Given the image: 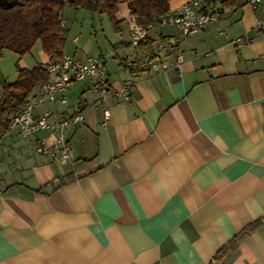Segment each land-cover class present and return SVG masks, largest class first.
I'll return each instance as SVG.
<instances>
[{"label": "crops", "instance_id": "obj_1", "mask_svg": "<svg viewBox=\"0 0 264 264\" xmlns=\"http://www.w3.org/2000/svg\"><path fill=\"white\" fill-rule=\"evenodd\" d=\"M124 15L127 37L92 56L114 86L135 82L129 96L95 106L86 79L38 108L83 111L65 133L68 160L35 153L49 130L0 139V264H264V9L229 5L163 71L123 65L126 3ZM175 34L148 27L151 40ZM75 47L64 53L91 55Z\"/></svg>", "mask_w": 264, "mask_h": 264}, {"label": "built area", "instance_id": "obj_2", "mask_svg": "<svg viewBox=\"0 0 264 264\" xmlns=\"http://www.w3.org/2000/svg\"><path fill=\"white\" fill-rule=\"evenodd\" d=\"M226 0H182L173 6L169 12L160 17L156 22L159 25H173L175 35H169L152 40L149 50H139L140 43L148 40V27L141 26L136 21V16L129 13L132 25L129 30V46L131 51L122 58L126 67L143 71H163L177 68L181 61L180 53L173 57L169 54L175 50L179 40L188 38L208 24L218 21L219 17L227 13L229 5ZM253 8H263L264 0H242ZM61 25L64 20L60 17ZM77 38H75L76 40ZM48 78L40 83L38 92L16 111L9 120V131H15L22 137H28L39 130H49L53 135L51 141L39 139L35 145V153L66 161L69 158L70 145L65 133L69 127L80 123L83 111L77 110L71 116L57 119L54 114L45 109L38 111L41 104L49 101L66 103L64 91L73 81L90 80L95 92L93 105H105L109 96L127 98L135 82L131 79L124 80L120 85L114 86L105 74L102 60L92 55L83 58L72 54L63 53L60 57L46 63ZM104 121L109 118V109H103Z\"/></svg>", "mask_w": 264, "mask_h": 264}, {"label": "trees", "instance_id": "obj_3", "mask_svg": "<svg viewBox=\"0 0 264 264\" xmlns=\"http://www.w3.org/2000/svg\"><path fill=\"white\" fill-rule=\"evenodd\" d=\"M171 0H14L9 8L0 7V57L8 49L17 54L31 50L37 40H41L49 60L60 57L66 40V27L60 23V13L65 4L72 8H84L104 12L112 27L117 30L120 21L116 18L117 5L126 3L129 13L136 16V21L143 27L156 23L166 15ZM241 0H226L228 5H236ZM151 39L140 43L139 50H149ZM45 64L31 68L16 64V78L5 82L0 93V139L9 131L10 117L39 90L40 83L48 78ZM236 234L218 254L233 248L244 234Z\"/></svg>", "mask_w": 264, "mask_h": 264}, {"label": "rangeland", "instance_id": "obj_4", "mask_svg": "<svg viewBox=\"0 0 264 264\" xmlns=\"http://www.w3.org/2000/svg\"><path fill=\"white\" fill-rule=\"evenodd\" d=\"M115 14L117 19L123 18V20H119L122 27L119 32L114 30L104 12L91 11L84 8H72L68 4H65L59 14L64 20L66 27V40L63 50L73 52L76 49L75 46L78 44L80 48H77V54L85 52L86 54L98 55L102 52L105 55V50H111V43L119 38L125 39L127 37L125 33L127 20L124 15V2L117 5ZM73 37H76L78 42H73ZM47 60L50 61L40 39L35 42L29 52L22 55L8 49L3 50L0 57V93L5 82H11L16 78V64H19L21 67L31 68L38 64L46 65ZM107 60L111 61V57H107Z\"/></svg>", "mask_w": 264, "mask_h": 264}, {"label": "water", "instance_id": "obj_5", "mask_svg": "<svg viewBox=\"0 0 264 264\" xmlns=\"http://www.w3.org/2000/svg\"><path fill=\"white\" fill-rule=\"evenodd\" d=\"M12 4L11 0H0V7L9 8Z\"/></svg>", "mask_w": 264, "mask_h": 264}, {"label": "flooded vegetation", "instance_id": "obj_6", "mask_svg": "<svg viewBox=\"0 0 264 264\" xmlns=\"http://www.w3.org/2000/svg\"><path fill=\"white\" fill-rule=\"evenodd\" d=\"M12 1V3H14V0H11Z\"/></svg>", "mask_w": 264, "mask_h": 264}]
</instances>
